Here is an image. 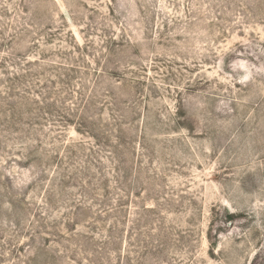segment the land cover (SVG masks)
Segmentation results:
<instances>
[{"label": "rangeland", "instance_id": "rangeland-1", "mask_svg": "<svg viewBox=\"0 0 264 264\" xmlns=\"http://www.w3.org/2000/svg\"><path fill=\"white\" fill-rule=\"evenodd\" d=\"M0 264H264V0H0Z\"/></svg>", "mask_w": 264, "mask_h": 264}]
</instances>
